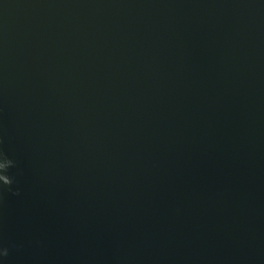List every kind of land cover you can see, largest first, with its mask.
Instances as JSON below:
<instances>
[{"label":"water","instance_id":"obj_1","mask_svg":"<svg viewBox=\"0 0 264 264\" xmlns=\"http://www.w3.org/2000/svg\"><path fill=\"white\" fill-rule=\"evenodd\" d=\"M0 150V264H264V0H0Z\"/></svg>","mask_w":264,"mask_h":264},{"label":"clouds","instance_id":"obj_2","mask_svg":"<svg viewBox=\"0 0 264 264\" xmlns=\"http://www.w3.org/2000/svg\"><path fill=\"white\" fill-rule=\"evenodd\" d=\"M0 157L4 158L9 163V166L5 168L3 172H0V182H2V185L0 186H11L14 182V177L8 174V170L14 166V161L9 158L3 150H0ZM8 253V248L0 245V257H6L8 256Z\"/></svg>","mask_w":264,"mask_h":264}]
</instances>
